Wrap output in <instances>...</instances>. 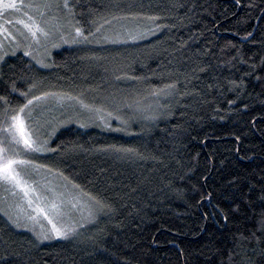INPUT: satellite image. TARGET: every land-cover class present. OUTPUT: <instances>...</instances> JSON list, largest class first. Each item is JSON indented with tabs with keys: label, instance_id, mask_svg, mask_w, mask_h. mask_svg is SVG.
Instances as JSON below:
<instances>
[{
	"label": "trees",
	"instance_id": "obj_1",
	"mask_svg": "<svg viewBox=\"0 0 264 264\" xmlns=\"http://www.w3.org/2000/svg\"><path fill=\"white\" fill-rule=\"evenodd\" d=\"M65 5L87 39L2 60L0 126L32 87L119 100L53 116L37 156L98 211L50 241L0 212V264H264V0Z\"/></svg>",
	"mask_w": 264,
	"mask_h": 264
},
{
	"label": "rangeland",
	"instance_id": "obj_2",
	"mask_svg": "<svg viewBox=\"0 0 264 264\" xmlns=\"http://www.w3.org/2000/svg\"><path fill=\"white\" fill-rule=\"evenodd\" d=\"M66 1L63 4L59 0H0V63L8 55L21 52L33 62L45 65L46 58L56 48L84 42L85 38L76 33L77 27L67 22ZM5 3H14L17 7L3 8ZM48 93L32 87L25 106L11 114L6 126H0V164L8 160L22 161L13 166L15 180L0 176V212L14 226L30 231L39 241L69 238L77 229L81 232L89 226L95 209L98 211L88 197L38 162L37 156L48 152L41 137L46 125L62 116L67 120L71 116L98 119L99 111L91 110L90 106L95 104L98 108L112 99L101 91L87 92L81 97ZM109 102L120 103L113 99ZM149 104L133 102L125 107H130L132 113L146 114L155 102ZM20 124L23 136L17 127ZM25 138L34 146L26 147ZM55 230L66 235L57 236Z\"/></svg>",
	"mask_w": 264,
	"mask_h": 264
},
{
	"label": "snow or ice",
	"instance_id": "obj_3",
	"mask_svg": "<svg viewBox=\"0 0 264 264\" xmlns=\"http://www.w3.org/2000/svg\"><path fill=\"white\" fill-rule=\"evenodd\" d=\"M2 6H3V8H6V9L17 7V5H15L14 3H5ZM65 6H67V5H65ZM76 33L78 36H81L82 35L81 29L77 28ZM33 34H35V33H33ZM85 39H87V38L85 37ZM34 99H39V98L34 97ZM30 103H31V101H29V104ZM21 111H23V109H21ZM13 119L17 120L18 118H13ZM17 127H18L20 134L23 136L24 135L23 125L20 124ZM24 144L26 147H29V148L34 146L33 143L27 138L24 139ZM17 163H22V161L8 160L7 163L0 164V176H3L5 179L15 180L16 175L13 171V166ZM55 232H56L57 236L66 235V233L61 232L60 230H55Z\"/></svg>",
	"mask_w": 264,
	"mask_h": 264
}]
</instances>
